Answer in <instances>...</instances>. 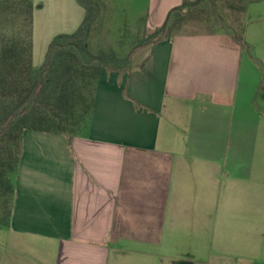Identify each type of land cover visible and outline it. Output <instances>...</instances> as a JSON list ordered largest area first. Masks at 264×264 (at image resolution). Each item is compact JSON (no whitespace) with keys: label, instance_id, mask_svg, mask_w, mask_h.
Instances as JSON below:
<instances>
[{"label":"crops","instance_id":"obj_1","mask_svg":"<svg viewBox=\"0 0 264 264\" xmlns=\"http://www.w3.org/2000/svg\"><path fill=\"white\" fill-rule=\"evenodd\" d=\"M182 2L123 4L147 7L152 34ZM32 3L37 70L85 10L76 0ZM242 22L240 43L226 31L178 34L139 47L124 71L102 68L75 136L24 130L0 264H211L212 241L236 264H264V158L227 159L249 135L264 154L248 54L264 53V0L248 4ZM232 228L233 243L216 238Z\"/></svg>","mask_w":264,"mask_h":264},{"label":"trees","instance_id":"obj_2","mask_svg":"<svg viewBox=\"0 0 264 264\" xmlns=\"http://www.w3.org/2000/svg\"><path fill=\"white\" fill-rule=\"evenodd\" d=\"M76 1L85 10L83 22L74 33L52 39L44 64L37 70L32 67V0L0 4V199L8 207L6 216L0 218V228H9L23 131L77 135L88 121L100 70L129 68V58L95 57L85 47L98 8L91 0ZM203 1L209 0H183L137 47L176 36L185 14ZM258 1L262 0H235L231 8L243 14L248 4ZM232 36L243 42V29Z\"/></svg>","mask_w":264,"mask_h":264},{"label":"rangeland","instance_id":"obj_3","mask_svg":"<svg viewBox=\"0 0 264 264\" xmlns=\"http://www.w3.org/2000/svg\"><path fill=\"white\" fill-rule=\"evenodd\" d=\"M91 1L96 4L98 11L85 41V47L95 57L106 55L108 58L110 56L122 60L129 58L131 61L136 57L137 49L141 47L137 46L150 36V33L145 29L146 23L142 16L147 7H143L142 3L129 7L123 4L126 0ZM234 2L235 0H209L196 4L185 14L184 20L179 24L175 34H203L226 31L229 34L238 36L243 27V22L242 14L231 8ZM248 54L255 58L257 65L250 82L251 84L255 83L257 86L254 100L260 109L264 111V62L259 61L260 58H264V53L260 49L255 50L250 47ZM235 126L236 122L234 120L231 131L227 135V138L232 141L235 135ZM253 143H255L254 146ZM259 143L258 136L254 137L253 140L252 135H249L244 140L241 151L235 153L233 149H228V161L231 158L241 157L244 163L249 164L255 159H263L264 154L259 151ZM226 168L229 169V165ZM7 209L8 207L4 208L2 199H0V218L6 216ZM235 218L236 215L229 221V227L234 228ZM233 228L229 231H216V238H219L222 233V238L233 243L236 232ZM211 254V264H236L238 262V259L231 255L232 253L227 254L220 251V246L216 241H212ZM222 254H224L225 259L219 261L218 259Z\"/></svg>","mask_w":264,"mask_h":264},{"label":"water","instance_id":"obj_4","mask_svg":"<svg viewBox=\"0 0 264 264\" xmlns=\"http://www.w3.org/2000/svg\"><path fill=\"white\" fill-rule=\"evenodd\" d=\"M11 119V117L8 119V121L6 122V124H5V127H6V125H7V123L9 122V120Z\"/></svg>","mask_w":264,"mask_h":264},{"label":"built area","instance_id":"obj_5","mask_svg":"<svg viewBox=\"0 0 264 264\" xmlns=\"http://www.w3.org/2000/svg\"><path fill=\"white\" fill-rule=\"evenodd\" d=\"M242 264H244V263H242ZM252 264V263H251Z\"/></svg>","mask_w":264,"mask_h":264}]
</instances>
